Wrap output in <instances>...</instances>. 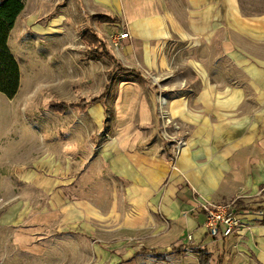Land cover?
<instances>
[{"label":"crops","instance_id":"1","mask_svg":"<svg viewBox=\"0 0 264 264\" xmlns=\"http://www.w3.org/2000/svg\"><path fill=\"white\" fill-rule=\"evenodd\" d=\"M85 1L100 27L129 35L116 57L95 29H85L105 41L115 62L88 58L82 40L86 58L108 60L135 77L121 81L114 101L121 129L98 156L113 184L105 198L68 197L62 187L75 180L63 178L56 159L29 167L27 155L20 169L2 175L0 225L15 229L21 247L51 228L91 237L92 264H143L142 252L167 253L166 261L152 257L160 264H199L202 249L209 264H264V219L242 214L241 227L213 238L200 205L264 209V8H247V0ZM99 14L119 20L102 21ZM105 91L84 109H67H88L101 121ZM160 97L180 126L175 135L185 139L175 168L160 131Z\"/></svg>","mask_w":264,"mask_h":264},{"label":"rangeland","instance_id":"2","mask_svg":"<svg viewBox=\"0 0 264 264\" xmlns=\"http://www.w3.org/2000/svg\"><path fill=\"white\" fill-rule=\"evenodd\" d=\"M246 3L247 8H264V0ZM23 4L8 38V47L19 65L20 87L11 98L0 93V182L2 175L11 174L15 166L20 169L27 155L29 162L26 160L25 165L55 158L62 167L63 178L75 180L62 187L66 196L93 192L98 198H105L113 181L98 156L104 141L121 129L114 101L128 73L119 71L108 60L86 58L87 47L81 37L86 28L95 29L117 57L123 38L117 45L113 39L121 27H100L85 0H23ZM142 74L152 80L150 73ZM143 86L144 91H149L150 86L146 87L144 81ZM105 88V97L100 101L101 121L95 120L88 109L81 112L69 108L54 113L48 108L50 100L89 99ZM34 197L38 198L37 191ZM4 207L0 206V210ZM14 233L15 229L0 225V264H92L91 237L60 234L51 228L21 247L14 242ZM34 245L38 251L27 248ZM167 255L142 252L141 257L143 264H160L152 257L160 262L166 261Z\"/></svg>","mask_w":264,"mask_h":264},{"label":"trees","instance_id":"3","mask_svg":"<svg viewBox=\"0 0 264 264\" xmlns=\"http://www.w3.org/2000/svg\"><path fill=\"white\" fill-rule=\"evenodd\" d=\"M23 0H0V93L6 97H13L20 87L19 65L8 47V38L14 22L23 9ZM102 21L116 22L119 19L108 15H94ZM82 40L89 45L86 56L93 60L106 58L111 61L116 59L109 52L106 43L98 37L92 30H86L82 35ZM103 95L93 97L89 100L81 98L77 103H67L64 101L49 102V109L54 112H63L68 107L84 109L89 103L100 100ZM210 254L204 249L199 250V264H209Z\"/></svg>","mask_w":264,"mask_h":264},{"label":"built area","instance_id":"4","mask_svg":"<svg viewBox=\"0 0 264 264\" xmlns=\"http://www.w3.org/2000/svg\"><path fill=\"white\" fill-rule=\"evenodd\" d=\"M127 32L119 33L114 35V42H117L121 38H128ZM165 99L160 97L158 100V114L160 117V131L161 135L164 137L172 147L171 150V168H175V160L180 152V149L185 144L184 137H178L175 135V130L180 126L177 122L169 119L167 117L166 111L164 109ZM172 128V130H170ZM201 207L205 211V222L204 227L207 230L208 235L211 237H226L233 233L234 230L238 229L243 225L240 216L242 214H251L255 218L264 219V209L253 208L247 209L243 213L237 211L233 202L228 203H213L210 201H203L200 203ZM187 240L190 241L192 236L188 234L186 236Z\"/></svg>","mask_w":264,"mask_h":264}]
</instances>
